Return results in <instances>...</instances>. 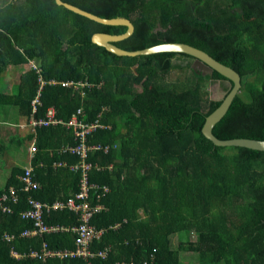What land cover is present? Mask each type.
Listing matches in <instances>:
<instances>
[{"label":"trees","instance_id":"1","mask_svg":"<svg viewBox=\"0 0 264 264\" xmlns=\"http://www.w3.org/2000/svg\"><path fill=\"white\" fill-rule=\"evenodd\" d=\"M62 1L102 18L129 19L134 33L115 43L124 50L184 43L234 69L242 89L213 133L222 140H264V0ZM127 30L92 21L55 0H0V84L10 68H25L17 91L1 92L0 104L30 118L40 86L36 70L28 67L35 61L47 82L92 85L82 89V97L79 90L47 83L38 116L53 107L58 118L68 121L83 108L86 122L101 115V123L111 127L88 137L91 145H116L108 153L92 151L87 159L102 166L89 176L97 186L91 190L92 204L104 206L91 219L104 230L93 249H109L107 258L90 262L140 263L153 257L154 264H182L183 251L198 254L200 264H264V152L218 147L202 132L224 99H210L205 83H221L227 93L232 83L217 71L204 75L193 69L195 58L184 53L118 56L92 42L97 33ZM184 70L191 77L168 81L172 72ZM33 138L38 151L32 164L40 188L25 192L24 169L12 167L0 198L14 188L18 201L6 202L10 212L0 209V264H88L30 256L44 243L57 250L75 248L72 232L22 236L34 228L22 213L29 209L30 196L43 203L74 196L82 176L81 170H71L80 158L61 151L76 144L72 131L61 125L36 128L27 134L29 142ZM44 219L52 226L79 225L68 209L45 213ZM175 235L180 236L177 250Z\"/></svg>","mask_w":264,"mask_h":264},{"label":"built area","instance_id":"2","mask_svg":"<svg viewBox=\"0 0 264 264\" xmlns=\"http://www.w3.org/2000/svg\"><path fill=\"white\" fill-rule=\"evenodd\" d=\"M29 66L36 70L39 75V90L38 93L32 102L33 106V116L31 119L30 125L32 126L33 132L36 128L41 127H50V126H64L66 129L73 132L75 138V145H67L62 148L63 153H70L76 155L80 158V162L77 165L71 166V170H81L82 176L79 184V192L74 196L69 197L67 200H57L54 203H43L39 200L33 198L32 196L28 199L29 209L22 213V217L27 220H31L34 224V228L26 230L22 233V236H42L44 234L58 233V232H72L75 234V248L74 249H65L57 250L49 248L47 243H44L41 252H32L31 257L39 258L43 261H46L50 258H60V259H83L88 261V264L91 259L94 258H107L109 255V249L105 250H94L93 244L95 240L101 238L104 233V230H97L92 224V217L99 211L104 209L103 205L93 206L91 200V190L97 188L96 185H92L89 182V176L92 169L102 170V166L93 165L87 161L89 153L92 151H103L108 153L112 147L116 145H91L88 143V137L97 131L98 129H110V126H106L101 123V115L94 122H86L85 113L82 108L78 109L68 121L58 118L57 111L55 108H49L45 112V116H38V106L41 105V96L44 86L48 83L51 85L60 84L62 87L71 88L74 90L81 91V96L86 95L85 91L82 89L85 86H92L87 83H77L74 81H56L50 80L45 81L42 77V69L35 61H30ZM107 111V108L103 109V112ZM37 145L34 141L29 148L30 161L34 158L37 153ZM66 163H55V166H66ZM113 166L111 165L109 169L112 170ZM21 182L23 183V190L25 192L31 193L40 188L39 182L36 180L35 168L30 163L28 167L24 169V174L20 177ZM103 193L106 194L109 192L107 187L102 188ZM100 199V196L98 197ZM7 201H12L16 203L18 201L17 193L14 188H10L9 194H5L0 198V209L4 212H10L11 209L6 204ZM68 209L74 212L78 216L79 225L74 227H66L60 225H48L45 223V213H50L53 211ZM118 227V225H116ZM13 238L6 236L7 240ZM15 257L21 258V255L13 253ZM118 264H154V258L151 257L149 260L144 262H120Z\"/></svg>","mask_w":264,"mask_h":264},{"label":"water","instance_id":"3","mask_svg":"<svg viewBox=\"0 0 264 264\" xmlns=\"http://www.w3.org/2000/svg\"><path fill=\"white\" fill-rule=\"evenodd\" d=\"M55 1L57 5L63 6L66 9L97 23L108 26H126L128 30L124 34L111 35L106 33H97L92 38V42L94 44L104 47L106 50L113 54H116L118 56L138 57L165 52L184 53L195 58V61L192 65L193 69L202 71L204 75L217 71L219 74L227 78L232 83V89L229 93H226L221 105L207 117L202 132L207 139H209L215 146L218 147H242L264 152V140L250 138H234L222 140L216 137L213 133L215 125L225 117L236 96L240 93L242 89L241 76L234 69L217 61L207 52L184 43H164L138 51L124 50L116 46L115 43L129 38L134 33L135 26L129 19L102 18L77 6L66 3L62 0Z\"/></svg>","mask_w":264,"mask_h":264},{"label":"rangeland","instance_id":"4","mask_svg":"<svg viewBox=\"0 0 264 264\" xmlns=\"http://www.w3.org/2000/svg\"><path fill=\"white\" fill-rule=\"evenodd\" d=\"M29 67V65H28ZM25 68L23 67H12L8 71H14V72H20L21 74L24 72ZM20 73L15 74L14 78L10 84L12 86L14 85L15 92L17 91L16 83L20 81ZM7 77V76H6ZM5 74L4 78L2 79V83L0 84V93L1 92H7L6 94L10 93V90H8L9 84L6 81ZM191 77V73L188 70L180 71V72H172L168 76V81L175 82L176 80L180 79V81L188 79ZM226 86H229V82H225ZM11 86V87H12ZM205 88L207 92L209 93V98L212 100H222L227 91L222 86L221 83H214L212 80H208L205 83ZM8 90V91H7ZM12 92V91H11ZM12 94V93H11ZM9 110L11 112L8 114ZM17 109L15 107L10 106H3L0 104V148H4L3 151L0 152V191L4 189L6 180L8 176L10 175L11 169L14 165H19L21 167H24L28 165L29 163V147L30 142L28 140H24L22 138V135H27L30 132V127L27 124V121L25 120L23 122L24 128L22 129V119L21 117L16 114ZM12 127L13 132L8 133L6 132L4 128L3 135L1 134L3 132V127ZM14 137L16 139H20L21 143L18 145L17 142H10V138ZM191 239V238H190ZM195 236H192V241H195ZM173 240V248L177 250L178 245L180 243V236L175 235L172 238ZM180 259L182 264H200L199 256L196 253L193 252H180Z\"/></svg>","mask_w":264,"mask_h":264},{"label":"crops","instance_id":"5","mask_svg":"<svg viewBox=\"0 0 264 264\" xmlns=\"http://www.w3.org/2000/svg\"><path fill=\"white\" fill-rule=\"evenodd\" d=\"M19 73L20 72H14V71H10V72H7L6 73V75L5 76H7L5 79H6V81H7V83L9 84V87H8V90H10V95H12L13 94V92H14V85L12 86V84H10L9 82H11L12 80H13V78H14V75L15 74H18L19 75ZM21 74V73H20ZM18 83H20V81L19 82H17L16 84H18ZM12 86V87H11ZM7 90V91H8ZM12 91V92H11ZM7 93V92H6ZM5 93V94H6ZM12 93V94H11ZM83 109V108H82ZM10 113H12L11 112V110H9V112H8V114H10ZM13 114V113H12ZM16 114H18V112L16 111ZM32 116H33V106H32V113H31V116H30V118L29 119H25V118H21L22 119V129L24 128V126H26V125H23V122L26 120L27 121V124H28V126L30 127V130H31V133H32V126L30 125V123H31V119H32ZM62 126V125H61ZM64 127V126H63ZM4 128H5V130H6V132L8 131V133H11V132H13V129H12V127H6V125H5V127H3L2 129H3V132L1 133L2 135H3V133H4ZM41 128H43V127H41ZM68 130V129H67ZM70 131V130H69ZM74 136V135H73ZM22 138L24 139V140H27V135H25V134H23L22 135ZM18 142V141H21L20 139H16V138H14V137H11L10 138V142ZM34 142V138H33V141L32 142H30V146H31V144ZM36 142V141H35ZM18 145H20V142H18ZM67 146V145H66ZM65 147V146H64ZM30 148V147H29ZM62 150V149H61ZM28 159H29V163H28V165H26V166H24V167H22L23 169H25L26 167H28L29 166V164L31 163L32 164V161H30V156L28 157ZM33 165V164H32ZM14 166H19V165H14ZM21 167V166H20ZM35 168V167H34Z\"/></svg>","mask_w":264,"mask_h":264}]
</instances>
